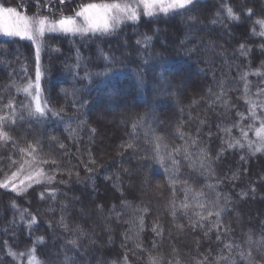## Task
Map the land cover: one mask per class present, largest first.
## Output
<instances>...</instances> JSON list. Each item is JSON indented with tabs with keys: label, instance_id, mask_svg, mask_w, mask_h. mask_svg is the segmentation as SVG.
<instances>
[{
	"label": "trees",
	"instance_id": "obj_1",
	"mask_svg": "<svg viewBox=\"0 0 264 264\" xmlns=\"http://www.w3.org/2000/svg\"><path fill=\"white\" fill-rule=\"evenodd\" d=\"M97 1L113 0L0 4L57 21ZM258 21L264 0H203L105 35H45L39 55L1 38L0 264L33 248L40 264H264ZM37 66L43 118L18 91Z\"/></svg>",
	"mask_w": 264,
	"mask_h": 264
},
{
	"label": "snow or ice",
	"instance_id": "obj_2",
	"mask_svg": "<svg viewBox=\"0 0 264 264\" xmlns=\"http://www.w3.org/2000/svg\"><path fill=\"white\" fill-rule=\"evenodd\" d=\"M146 9V14L151 15L152 10L149 7H155L157 4L161 5V11L168 13L170 10H183L186 9L188 5H192L194 0H167V6H164L166 0H141ZM64 3V0H61ZM227 14L232 20H238L239 17L233 13L231 8L227 9ZM76 17H80L83 20V24L77 23L76 19L73 17H62L55 23H49L47 28L45 27L46 20L39 19L38 21H30L27 17L21 16L15 8H4L0 6V32L8 37L19 36L21 38L27 37L35 43L36 40L43 36L45 31L57 32L61 31L64 33L71 34H82L86 35L88 33L96 34L102 33L106 34L118 27L125 19L136 20L137 12L135 9L130 8L127 4L119 3H102V4H88L82 6V8L75 13ZM262 27H264V21H258ZM35 25V26H34ZM264 35V33H261ZM247 75V74H245ZM40 71L39 66H37L36 83L35 85L29 83L23 89H18V91H23L25 94L33 97L34 109L29 114L37 115L43 118L46 115L47 105L42 104L41 94H40ZM35 87V95L33 96L31 89ZM247 90V85L245 86ZM255 107V106H253ZM55 115V113H54ZM255 116V112L252 113ZM247 136V133H244ZM256 136L261 141L255 148L256 152L264 150V122L261 123L260 128L256 129ZM9 137L7 133L0 131V139L7 140ZM239 143V142H237ZM233 145H229L232 147ZM242 146V145H241ZM63 148V145H61ZM131 147V145H129ZM249 147H251V142H249ZM55 162V161H53ZM163 163V161H161ZM175 163V161H173ZM0 187H7L6 183H0ZM15 190V186H14ZM186 206V205H185ZM211 214V213H210ZM218 215V213H217ZM32 223H36V218H32ZM42 241V238H41ZM73 245L76 241H71ZM227 247H231L228 245ZM35 249H32L30 254L29 264H40L39 260L35 257ZM8 254L13 258L16 257V253L12 252L11 249L8 250ZM234 264V262H233Z\"/></svg>",
	"mask_w": 264,
	"mask_h": 264
},
{
	"label": "rangeland",
	"instance_id": "obj_3",
	"mask_svg": "<svg viewBox=\"0 0 264 264\" xmlns=\"http://www.w3.org/2000/svg\"><path fill=\"white\" fill-rule=\"evenodd\" d=\"M35 1V0H34ZM36 1H40V0H36ZM198 1H203V0H194V3H196V2H198ZM93 3H95V4H102V3H107V4H111V3H119V4H127L130 8H133V9H135V11L137 12V19L136 20H130V19H125L119 26H121V25H123V24H126V23H132V22H137V21H141V20H143V19H145V20H151V19H154V18H159V17H161V16H169L170 14H172V13H174V12H178V11H180V10H175V9H173V10H170L168 13H165V12H163V11H161L160 9H161V5H159V4H157L155 7H152L151 6V4L149 5V7L151 8V10H152V14L151 15H147L146 14V9H145V6H144V4L141 2V0H113V1H97V2H92V3H89V4H93ZM47 4H45V6H46ZM88 5V4H87ZM0 6H1V4H0ZM164 6H167V0H166V3H165V5ZM188 6H190V5H188ZM187 6V7H188ZM2 7H4V6H2ZM4 8H8V7H4ZM27 8H29V9H31V7L30 6H28ZM80 10V9H79ZM78 10V11H79ZM39 11V10H38ZM18 12V11H17ZM21 16H23V17H27L30 21H33V22H35V21H38L39 19H45L46 20V24H45V27L47 28V25L49 24V23H55L56 21H49V20H47L46 18H44V17H41V16H37L36 14H35V16H29L30 15V13H28V12H26V13H20V12H18ZM41 15V14H40ZM73 18L74 19H76V21H77V23H80V24H83V20H82V18H80V17H76L75 15L73 16ZM58 21V20H57ZM135 22V23H136ZM35 26V25H34ZM118 26V27H119ZM118 27H116L115 29H117ZM202 27V26H201ZM261 29H262V31H263V33H264V27H262L261 26ZM114 31V30H113ZM113 31H111V32H113ZM111 32H109V33H111ZM57 35V34H63V35H71V36H85V35H82V34H71V33H64V32H61V31H57V32H48V31H45V33L43 34V36H41V37H39L37 40H36V42L34 43L33 42V40H31V39H29V38H27V37H24L25 39H27V40H30L32 43H33V45L35 46V48H36V51H37V54L39 55V51L41 50V47H42V39H43V37L45 36V35ZM94 35V34H92L91 32L90 33H88V34H86V35ZM96 34H102V33H96ZM107 34V33H106ZM102 35H105V34H102ZM262 37L264 36V35H261ZM13 37H19V36H13ZM13 37H8V36H5V35H3V33L2 32H0V39L1 38H13ZM189 81V80H188ZM187 81V79H183V81H179L177 84H175L174 85V87L173 88H176V89H178V90H182L184 87H186V86H188V84H189V82ZM166 90L164 89V87H161L160 88V90L158 91V93H156V96L157 97H159L163 92H165ZM170 93H172V92H170ZM154 98H155V96H154ZM173 102V101H172ZM260 104L259 105H256V107L258 108L259 107V109L261 110V111H264V97L262 98V100H260V101H258ZM173 105H174V103H172ZM113 105H109L108 104V106H107V108L106 109H108L110 112L112 111L111 110V107H112ZM113 113V112H112ZM32 174H27V177H25V176H22V177H20L19 178V180H17V184L18 183H21V182H23V181H29L31 178H32ZM81 193L82 194H85V191L82 189L81 190ZM69 199H71V198H69ZM77 206H79L78 205V203H77ZM250 208H253V206L251 205L250 206ZM79 213H80V216L81 217H85V216H87L86 214H84L82 211H79ZM111 214H113L112 212H111ZM252 214H254V212H252ZM245 217V219L246 220H248L249 219V216H248V214L247 215H245L244 216ZM109 217H107V216H104V215H102L99 211L97 212V214H96V220H97V222L98 223H102L103 221H104V219H105V221H108V220H106V219H108ZM171 236H172V234H170ZM174 235V234H173Z\"/></svg>",
	"mask_w": 264,
	"mask_h": 264
}]
</instances>
